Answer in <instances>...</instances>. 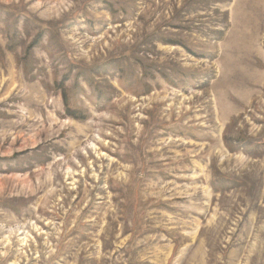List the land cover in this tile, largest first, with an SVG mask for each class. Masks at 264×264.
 <instances>
[{"label":"rangeland","instance_id":"obj_1","mask_svg":"<svg viewBox=\"0 0 264 264\" xmlns=\"http://www.w3.org/2000/svg\"><path fill=\"white\" fill-rule=\"evenodd\" d=\"M0 264H264V0H0Z\"/></svg>","mask_w":264,"mask_h":264},{"label":"trees","instance_id":"obj_2","mask_svg":"<svg viewBox=\"0 0 264 264\" xmlns=\"http://www.w3.org/2000/svg\"><path fill=\"white\" fill-rule=\"evenodd\" d=\"M36 42L37 41H35V43ZM30 47H28V49H30ZM25 56H26V54H25ZM60 87L62 88L61 94H62V100H63V104L65 106L66 113L69 114V115H71V116H73V117H75V118H84L85 116H83L81 114H75L74 110L69 106V104H68V96L66 94L65 89L63 88L62 82H60Z\"/></svg>","mask_w":264,"mask_h":264},{"label":"bare ground","instance_id":"obj_3","mask_svg":"<svg viewBox=\"0 0 264 264\" xmlns=\"http://www.w3.org/2000/svg\"><path fill=\"white\" fill-rule=\"evenodd\" d=\"M25 231H23V233H24ZM22 233V232H21ZM25 234V235H24ZM23 234V236L22 237H20V240L19 241H21L22 242V244L23 243H26V241H27V235H26V232ZM21 244V245H22Z\"/></svg>","mask_w":264,"mask_h":264}]
</instances>
